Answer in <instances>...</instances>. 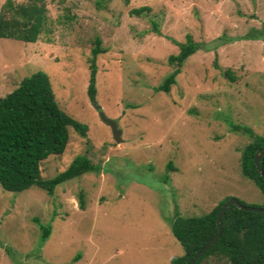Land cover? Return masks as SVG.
Segmentation results:
<instances>
[{
	"label": "rangeland",
	"instance_id": "obj_1",
	"mask_svg": "<svg viewBox=\"0 0 264 264\" xmlns=\"http://www.w3.org/2000/svg\"><path fill=\"white\" fill-rule=\"evenodd\" d=\"M45 6L35 42L0 38V98L23 77L44 73L59 108L88 130L82 138L68 129L65 149L40 162V176L56 175L82 154L100 170L58 185L50 196L36 186L17 193L0 187V264H171L182 254L169 229L174 207L189 217L224 198L262 204L239 169L249 138L229 132L225 118L264 133V0H46ZM140 6L149 11L128 14ZM186 34L196 51L168 93L154 91L173 69L166 58L178 48L170 39L184 42ZM95 37L104 53L95 58L91 102L86 84ZM98 109L116 121L120 142ZM40 225L50 227L45 239ZM202 264L227 263L209 257Z\"/></svg>",
	"mask_w": 264,
	"mask_h": 264
},
{
	"label": "trees",
	"instance_id": "obj_2",
	"mask_svg": "<svg viewBox=\"0 0 264 264\" xmlns=\"http://www.w3.org/2000/svg\"><path fill=\"white\" fill-rule=\"evenodd\" d=\"M45 1L6 0L4 7L0 8V38L25 43L35 42L46 23ZM148 11L147 6H140L130 9L128 14L141 16ZM156 26L155 22H151V31L157 32ZM170 40L175 43L178 51L167 56L166 62L173 66V69L154 87L156 92H169L183 62L197 49V44L189 34L185 35L184 42ZM102 53L104 49L100 47V39L95 37L88 58L86 84V96L91 102H94L96 95L95 58ZM223 75L230 81L234 80L229 70H225ZM225 120L229 132L249 138L240 150V174L249 180L262 196L260 206H249L264 208V179L256 171L253 161L256 150L264 147V133L257 135L244 124L227 121L226 118ZM68 129H72L82 138L87 137V126L59 108L49 79L44 73L37 71L23 77L12 91L0 98L1 189L17 193L30 186H36L50 196L55 187L66 181L85 173L97 174L100 166L82 154L75 156L68 166L56 175L50 178L40 176V162L49 156L60 155L65 149ZM259 168L264 174V153L260 155ZM163 181H167L166 175ZM77 196L78 207L83 209L82 191H79ZM227 199L219 200L212 209L199 216L183 217L174 207L173 215L168 219L169 229L180 244L182 254L172 258L171 264H188L193 255L215 234L217 213ZM238 202L246 205L239 200ZM49 228L40 225L42 239L48 236ZM209 257L227 264H264V213L244 211L235 205L228 206L220 220L219 236L193 264H202V261Z\"/></svg>",
	"mask_w": 264,
	"mask_h": 264
},
{
	"label": "water",
	"instance_id": "obj_3",
	"mask_svg": "<svg viewBox=\"0 0 264 264\" xmlns=\"http://www.w3.org/2000/svg\"><path fill=\"white\" fill-rule=\"evenodd\" d=\"M99 115L101 117V119L109 125L110 129H111V133L113 136V139L115 142H120L121 138H120V133L121 131L117 128V124L116 121L114 119H109L106 116H104V114L98 109ZM264 153V147L263 148H258L254 154V165H255V169L258 172V174L260 176H262V178L264 179V174L261 172L260 168H259V158L260 155ZM230 205H235L238 209L244 210V211H252V212H261L264 213V208L262 207H254V206H249V205H242L238 202L237 199L235 198H228L226 200V202H224L222 204V206L220 207L217 216H216V227L217 230L215 232V234L206 242V244L196 253L193 255V257L191 258V260L189 261L188 264H193V262L199 257L201 256V254L209 247L210 244H212L214 242V240L219 236L220 234V220L221 217L224 213V211L226 210V208Z\"/></svg>",
	"mask_w": 264,
	"mask_h": 264
}]
</instances>
